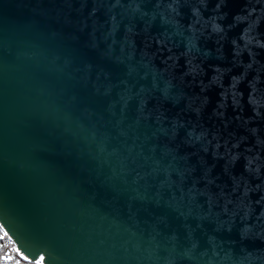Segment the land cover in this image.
Wrapping results in <instances>:
<instances>
[{
  "label": "water",
  "instance_id": "obj_1",
  "mask_svg": "<svg viewBox=\"0 0 264 264\" xmlns=\"http://www.w3.org/2000/svg\"><path fill=\"white\" fill-rule=\"evenodd\" d=\"M0 228L44 264H264V0H0Z\"/></svg>",
  "mask_w": 264,
  "mask_h": 264
},
{
  "label": "built area",
  "instance_id": "obj_2",
  "mask_svg": "<svg viewBox=\"0 0 264 264\" xmlns=\"http://www.w3.org/2000/svg\"><path fill=\"white\" fill-rule=\"evenodd\" d=\"M6 257L11 259L6 262ZM0 264H40V260L28 261L21 258L15 242L0 228Z\"/></svg>",
  "mask_w": 264,
  "mask_h": 264
},
{
  "label": "snow or ice",
  "instance_id": "obj_3",
  "mask_svg": "<svg viewBox=\"0 0 264 264\" xmlns=\"http://www.w3.org/2000/svg\"><path fill=\"white\" fill-rule=\"evenodd\" d=\"M5 235H7V233H5ZM11 259V257H6L5 260L6 262L9 261ZM26 259V257H25ZM40 264H44V257H40Z\"/></svg>",
  "mask_w": 264,
  "mask_h": 264
}]
</instances>
